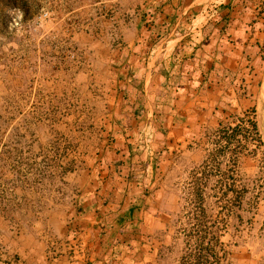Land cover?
I'll return each instance as SVG.
<instances>
[{
	"label": "crops",
	"instance_id": "crops-1",
	"mask_svg": "<svg viewBox=\"0 0 264 264\" xmlns=\"http://www.w3.org/2000/svg\"><path fill=\"white\" fill-rule=\"evenodd\" d=\"M223 16L227 29L213 28ZM155 18L150 29L119 30L111 58L91 62L113 139L100 170L86 173L73 218L83 256L87 264H264V192L249 219L255 234L241 246L213 236L223 250L187 254L173 228L182 196L206 194L205 180L230 202L246 192L236 189L238 174L264 178V154H246L253 129L264 148V0H164Z\"/></svg>",
	"mask_w": 264,
	"mask_h": 264
},
{
	"label": "rangeland",
	"instance_id": "rangeland-1",
	"mask_svg": "<svg viewBox=\"0 0 264 264\" xmlns=\"http://www.w3.org/2000/svg\"><path fill=\"white\" fill-rule=\"evenodd\" d=\"M151 4L0 0V264H87L88 245L73 218L82 211L86 173L100 170L101 151L113 139L91 62L111 58L107 48L120 42L119 30L143 28ZM249 136L246 154L255 160L264 148L254 129ZM235 154L238 170L243 146ZM238 175L236 189L246 192L230 202L211 180L206 194L182 196L173 228L187 254L223 250L209 242L212 234L236 237L237 246L255 234L249 219L258 212L263 174L253 172L251 182Z\"/></svg>",
	"mask_w": 264,
	"mask_h": 264
},
{
	"label": "trees",
	"instance_id": "trees-1",
	"mask_svg": "<svg viewBox=\"0 0 264 264\" xmlns=\"http://www.w3.org/2000/svg\"><path fill=\"white\" fill-rule=\"evenodd\" d=\"M151 1H152V4L149 5L151 7L147 10V14L145 16L146 22H145V25L143 26L144 28H147V29H150V27L155 24L156 14L162 12V7L164 5V0H151ZM227 27H228V24H227V19L225 18V16L218 18L213 22V28L215 29L225 30L227 29ZM212 235L215 237V234H212Z\"/></svg>",
	"mask_w": 264,
	"mask_h": 264
}]
</instances>
